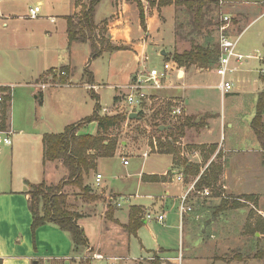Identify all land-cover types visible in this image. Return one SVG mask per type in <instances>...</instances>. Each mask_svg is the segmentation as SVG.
<instances>
[{
	"label": "crops",
	"instance_id": "1",
	"mask_svg": "<svg viewBox=\"0 0 264 264\" xmlns=\"http://www.w3.org/2000/svg\"><path fill=\"white\" fill-rule=\"evenodd\" d=\"M104 1L106 0H102V2ZM109 1L110 9L108 14L99 21H97V14L102 2L97 6L95 23L97 26H102V24L105 23L107 40L113 46L125 48L124 50L111 53L107 52L99 59L92 60L90 43L74 42L69 47L67 18L79 14L82 8L86 6V0H57L55 3L58 4L59 8L66 9V13L65 11L61 12V15H59L61 18L51 13L45 15L51 25L46 37L49 41L54 42L55 46L48 48L42 47L43 51H41V47L36 45L35 41H31V46L29 47L30 55L37 58V60L43 58V56L53 58L56 65L47 66L44 70L35 67L29 71L31 76H35V78H31L34 83L30 84V86L35 89L32 92L37 104L34 119H29L30 124L28 128L30 130L32 129V131L24 129L14 130L9 115L13 144L11 147L0 150V174L4 173L5 175V172L10 169L13 172V176L16 175V178L11 181H0V259L3 260V264H80L78 261L79 254L77 255V253L74 252L70 236L58 227L54 225H44L39 227L35 232V236H33V217L29 207V193L33 186H38L43 183L49 186H57L63 181L62 178L68 175V173L64 172L66 168L64 166L63 168L61 167L62 163L46 162L44 160V136L48 134H62L68 126L92 116L96 101L92 100L89 104L83 100V103H78L80 115H78L77 119L74 121H66L68 123L65 124L61 122L56 124L53 118L51 119L47 116L49 101L56 102L57 108L62 110L63 107L70 105L68 90H80V92L85 90L86 93H90V90L86 87L89 84L85 81L81 82L85 71L89 69L94 77V82L92 84L98 87L95 93L100 98V105L102 104V93H100V91L105 88L114 89V102L111 108H113L115 104L124 105L121 95L125 93L132 78L138 73L144 72L148 65H151V54L161 56L163 64L164 62H168L165 60L168 55H172L175 52L183 53L191 49L178 51L179 41L175 31L176 14L173 6L163 7L160 9V13L153 14L152 12L150 15L144 3L145 1L141 0L145 15V29L139 9L135 4L129 5L125 3V1H119L117 3L114 2V0ZM222 1L225 5L224 0ZM0 2L2 1L0 0ZM46 2L50 4L51 0H46ZM254 2L255 4L260 3L263 7L247 8L241 6V8H234L226 5L229 14H231L226 15L231 18L234 16L240 20L235 26L239 27L238 34H230L232 38H237V40H239L244 33L254 30L248 38V43L245 47H239L238 50L237 45L238 54L243 55L245 59L241 62H238L237 59L232 60V71L229 72L226 77V81L232 84V90L230 92L225 93L219 89V84L222 80L217 74L218 66L216 69L214 67L208 70L192 66L189 69L182 67V71L178 74L180 80H177L175 75H173L170 78L171 81L166 83L165 88L155 94L158 99L161 98L174 101L184 107L185 114L187 118H189V126L186 128L183 135L187 143L197 146L207 144L214 145L217 146V151H215L214 154H209L208 151L198 147L195 149L196 151H193L194 153L189 157L190 159L188 162L189 164L200 167L199 175L196 174V169L187 170L183 168L174 155L161 153L153 154L156 156H167L169 161L168 167L163 173L156 171H152L150 174L140 173L138 190L142 188L151 190L152 194L146 196L151 203L148 206L140 203L131 205L127 211L128 220H122L120 215V212L123 213L122 208H117L113 200H111L117 208L114 212L115 219L118 220L122 226L120 224L110 223L109 230H107L105 220H102L106 232V234L103 233L105 242L102 244V248L98 249L85 233L89 240V248H95L99 250V252L101 251L103 254L105 253L110 256H124L125 260L128 259L129 238L134 235H129L125 227L129 224L130 212L134 207L142 210L143 222L144 226H146L148 221L145 220L144 215L146 216L148 213H152L156 216H165V222L163 224H166L167 214L165 210L171 206L178 212L180 220L179 228L182 230L181 234L183 237L186 232L189 234L193 231L196 232L197 229L201 227L202 223L200 221L206 219L212 207H216L215 209L219 213H223V208L221 207L223 197L206 198L193 192L190 199V205L193 211L185 214L183 219H181L180 206L182 197L193 185H195L197 191L208 189L207 186L202 189H197L196 185L201 176L207 172L209 166L221 160L223 161V166L217 178L218 186L225 189V194L227 196H254L257 198L256 205L261 206V201L264 199L263 150L252 130L251 124L256 115L259 96L264 93V2ZM42 4H44V1L40 0L37 2L36 6L42 7ZM232 5L239 4L233 3ZM48 10L51 12L55 9L50 7ZM167 10H170L172 13L170 21H168L165 15ZM9 12L8 6L1 7L0 5V21L2 20L3 22V28L12 27L8 34L12 37L8 42H12V40L17 37L13 35V32L17 30L18 27L11 23L14 19L12 13ZM249 16H251L252 20L249 19ZM161 17H163L164 20H161ZM169 23L172 29V39L166 41L164 32L166 25ZM220 26L221 25L218 27ZM32 33H34V31ZM27 37L28 39L37 38V36ZM215 42L219 43V41ZM252 44L255 45L250 48L249 46ZM3 45L6 46L4 41ZM250 49L252 52H250ZM106 56H108L109 59V72L106 78H104L100 76L96 68V63ZM3 58L0 50V65L3 64ZM62 68H67L69 70L68 75L70 81L74 84H80V86L54 85L46 90H40L36 86L37 83L45 81L43 78L50 70H59ZM15 70L17 72L22 71L20 69ZM253 71L258 72L259 75L253 76ZM9 72L12 74L10 76V79H12L11 77L15 73L14 68ZM0 85L10 88L13 84L1 78ZM212 88L220 95L222 104H227L228 100L230 101L232 108L230 109L231 113L229 115L227 112L225 114L219 113L214 107L209 93V90ZM243 97H251V102L248 103L250 111L245 117L241 115V110L234 106L236 105V100L242 99ZM11 105L10 103V109ZM245 105H247L246 102H240L242 109H244ZM101 107L102 109H108L102 105ZM130 114L132 113H128V119ZM141 114H138L139 119V115ZM91 125L97 128L98 133L97 123H92ZM59 126H63L62 131H57ZM223 127H229V129L234 132V137H232L233 141H230L229 145H226V140L223 145L217 141H207L210 137L213 138L214 134L218 132V129L222 132ZM97 133L95 135H97ZM79 135L88 134H83L80 131ZM121 144L123 148H126V142L121 141ZM221 151H223V159H221L220 156V153H222ZM119 153H121V157H123L122 154L124 153H122L120 147H118L115 156ZM141 154L137 157L143 158ZM208 154L211 156L210 158L207 157ZM231 154L236 155H233L236 157L234 162L235 169L231 166V159L233 157L230 156ZM148 158L143 159L146 161ZM206 158L208 159L207 163H205ZM103 160L106 159L102 158L97 161V170L92 173L98 172L102 175L99 171V165ZM179 176L183 177V181H178ZM86 185L92 189L89 183H86ZM104 191L107 195H112L111 199L121 196L120 192L108 191L106 188H104ZM129 197H131V199L133 198L132 195ZM134 197L142 199L140 195H134ZM208 200L214 202L207 203ZM99 204L94 208L95 212L92 216L88 215V217H85L79 213L81 218L78 223L83 230L84 227L82 222L85 220L92 221L97 217H105L106 211H104L103 206ZM69 206H71L70 202ZM71 210L74 211L73 209ZM74 212L78 213V211ZM195 227L196 230L194 229ZM138 234L139 231L136 236H138ZM257 236H259V234H257ZM222 243L223 239L219 238L218 241L214 242V245L221 247ZM252 245L255 244L252 243ZM153 253H161L163 256H168L170 258L169 260L178 264L179 257L174 255V252L166 250L163 247L151 251L150 254ZM140 261L143 260H139L138 262L134 261L130 264H138ZM93 262L89 264H93Z\"/></svg>",
	"mask_w": 264,
	"mask_h": 264
},
{
	"label": "rangeland",
	"instance_id": "2",
	"mask_svg": "<svg viewBox=\"0 0 264 264\" xmlns=\"http://www.w3.org/2000/svg\"><path fill=\"white\" fill-rule=\"evenodd\" d=\"M1 1V7L8 6L10 10L9 13H12L14 19L13 22H10L15 24L18 29L14 30L13 32V35H16L17 37H15L12 42H8L12 39V37L8 35L12 27L10 26L9 28H3V22L2 20L0 21V50L1 55L4 57L2 61L3 64L0 65V79H5L6 82L9 81V83L13 84L11 86L12 105L10 109V119L13 129L16 131L17 129L32 131V129L30 130L28 128L30 124L29 119H34L37 104L32 92L35 89L31 88L30 86V84L34 83L31 78H35V76H31L29 74V71L34 69L35 67L44 70L45 67L56 64L53 58H48L45 56L37 60V58H34L32 55H30L29 47L31 46V41H35L36 45H39L41 47V51H43L42 47L48 48L51 46H55L54 42L49 41L46 37L51 25L49 20L46 19L45 15L47 13H51L52 15L59 16L61 15V12L65 11L66 13L67 10L59 8L58 4L55 3L57 0H51L50 4L47 3L46 0H43L44 4H42L41 7L42 11L40 13V18H37L38 20H31L26 17L29 13V9L34 8L37 2L40 0ZM119 1H125V3L129 5L135 4L139 9V13L141 16V10L139 7L141 0H114V2L116 3ZM143 1H145L144 3L147 6V11L150 15L152 12L153 14H158L161 12V8H158L156 5H152V3L158 4L159 0ZM254 1L264 2V0H224L225 5L223 7L220 5L222 7L221 9L217 8L213 4L205 17V29L201 34L197 33V31L193 28L194 25L192 24V15H190L184 8L178 9L177 7L173 6L176 14L175 31L179 41L178 51L190 49L193 43H203L204 39L207 36L214 41H219L218 24L222 21L221 14L225 16L231 15L229 14L228 7L226 5L232 6L234 8H241V6L247 8L263 7V5H261L260 3L255 4ZM109 2V0H106L102 2L100 6L98 5L99 9L97 14V21L108 14V11L110 9ZM89 3L90 0H86V6ZM233 3L239 5H232ZM50 7L54 8L55 10L50 12L48 10ZM165 15L168 21H170V17L172 16L171 11L167 10ZM59 18L61 17L59 16ZM162 19L164 20L163 17H161V20ZM249 19H251V16H249ZM239 21V19L232 16L230 21V28L226 32V34L237 35L239 27L235 26L239 23ZM33 31L35 34L32 33ZM253 32L254 30H250L240 37L238 50L239 47L242 48L246 46V44L248 43V38ZM164 34L166 37V41H170L172 39V29L170 23L166 25ZM27 36H37V38H33V40L28 39ZM106 36L107 33H104L105 40H107ZM3 41L5 42L6 46L3 45ZM254 45L255 44H252L249 47L251 48V46ZM250 52H252L251 49ZM150 56L151 65H148L147 69H150L153 66L161 68V56L157 54H151ZM13 68L15 73L11 77L12 79H10V76L12 74L9 71ZM96 68L98 69L100 76L106 78L109 72L108 56H106L105 58H101L100 61L96 63ZM216 68L217 66L215 67V69ZM15 69H20L22 71L17 72ZM47 74L48 73L45 74L43 80H46ZM252 74L253 76L259 75L258 72L255 71H253ZM170 81L171 79L168 80V82ZM55 83L58 86L62 85L58 81ZM71 85H74L73 87L80 86V84H74L72 82L71 84L68 83L64 86ZM68 92L70 105L63 107L62 110H59L57 108L56 102L49 101L47 107V116L51 119L53 118L54 123L56 124H59L60 122L65 124L68 123L66 121H74L75 119H77L78 115H80V108L78 107V103H83V100H85V102L90 104L93 100L91 99L92 97L90 93H86L85 90H82L80 92V90L78 91L71 89L68 90ZM100 93H102L101 105L108 108L107 112H104L103 109L101 110L100 114L102 116L126 115L128 117L129 109H127L124 105L115 104L114 107L111 108L114 102V89H101ZM209 93L210 98L212 99L211 101L213 102V105L217 109V111L221 114H225L227 112L229 115L231 113L230 109L232 108L230 101L228 100L227 104H222V102L220 101V95H218V93H216V90L213 88L209 90ZM243 98L236 100V105L234 106H236L237 109L241 110V115L245 117V115H247V113L250 111L248 103L251 102V97ZM241 101H244L247 104L245 105L244 109H242V106H240ZM175 106L182 105L174 101L159 98L158 101H155L148 107L147 113L141 114L143 120H141L140 118L138 121L133 122L127 119V122L124 123L120 129H114L111 132L113 136H118L120 141L119 147L124 154H122L123 157H121V153H119L112 159L101 161L99 165V171L103 175L101 187H97L95 185V177L97 174H99L98 172L91 173V175L86 178L85 182L89 183L92 187V194L100 198L98 201L94 203H86L85 201H83L82 191L77 187L66 186L63 189V193L68 197V203H71L70 209L78 211V214L81 213L85 217H88V215L92 216V214L95 212L94 208L98 206L97 204L99 203V205L103 206L104 211H106L105 217L101 216L102 219L100 217H97L92 221L85 220L84 222H82L85 233L98 249L102 248V244L105 242L103 239V233L106 234V232L103 227L102 220H105L107 230H109V227L111 225L110 223L120 224V222L116 220L114 216V212L117 208L111 201L112 195H107L104 191V188H106L108 191H113L116 193L120 192L121 196H119L118 199L123 197L127 198L130 195L133 196V198L129 202L122 203L121 208L123 210V213L120 212L122 220H128L127 211L129 210L131 205L140 203L148 206L151 203V201L148 200L146 196L151 195L152 191L147 188L138 190L140 173L143 172L146 174H150L152 171L163 173L165 171V169L168 167V157L156 156L153 154L160 153V143L166 144L171 138V136L168 134H160L158 132L157 126L169 127V129L165 131L173 130V139L176 140V142L174 143V147L177 150V154L175 156L177 157V161L180 165L190 159L189 157L192 155V153H194L193 151H196L195 149L197 147L203 148L202 150L208 151L209 154L212 153L211 148L217 147L210 144L197 146L195 144L187 143V141H185L183 138L187 127L184 128L182 135H179V133L177 132V128L183 125L186 120H189V118H187L185 114V109L184 115L182 117H174L171 111ZM62 127L63 126H59L57 128V131H62ZM8 131H10V129H8ZM80 131L83 134L95 135L97 133V128L95 126H92L91 124H87L83 126ZM232 137H234V132L229 129V127H223L222 132L220 131V129H218V132L214 134L213 138L210 137L207 141H217L221 143V145H223L225 144L226 140V145H229L230 141H233ZM121 141L127 143L126 148H123ZM5 148L6 147H2L0 150H4ZM221 152L222 153H220V156L221 159H223V151ZM145 153H147L149 156L146 161H144L143 159V155ZM139 154H141L143 158L137 157ZM209 154L207 155L208 158L211 157ZM233 155L235 154H231L230 156ZM235 156H233L231 159V166L233 169H235ZM125 157L128 159H126ZM122 160H129V164L124 165ZM207 162L208 159L206 158L205 163ZM214 164L223 166V161L221 160L219 162H215ZM61 167L63 168L62 164ZM64 172L68 173V170L66 169V171ZM15 178L16 175L13 176V172L10 169L5 172V175L4 173L0 174V181H11ZM66 179H68V175L62 178V180ZM208 189H210V191L212 192L211 197H223V200H226L228 202V206L226 210H223L222 214L215 209L216 207H212L210 209L211 211L207 214L206 219L200 221L202 223L201 227L200 229L198 228L196 232L193 231L191 234L186 232L183 237V235L181 234L182 230L179 228L180 220L178 212L174 208L169 206V208L165 210L167 214L166 224H160L157 221H148V224L146 226H143L139 230L138 236H131L129 238V251L127 256L128 259L125 260L124 256H110L105 253L103 254L101 251L99 252V250L95 248L88 247L86 249H79V251L77 252V255L79 254L78 261L80 262V264H89L93 261V264H109V262H107L109 259L119 258L124 260H121L116 264H130L134 261L138 262L139 260L143 261H140L138 264H175L172 262V260H169L170 258L168 256H163L161 253L150 254L151 251L163 247L166 250L174 252L173 254L177 257H180L178 264H264V260L256 259L254 257L256 256L258 250L264 248V233L261 235V232L259 233L256 231L257 223L261 222L262 224H264V199L263 201H261V206H257L256 197L247 198L246 196H227L225 194V189L218 186L217 183H214L212 187H208ZM32 191L33 190L31 189V192ZM134 195H140L142 196V199H137L134 197ZM210 202L214 201H207V203ZM233 203L236 204V208H233ZM109 208H111V211L113 212H111L113 214L112 220H109L107 217ZM194 229L196 230V227ZM254 231H256V237L260 239L259 241H255V238L252 235ZM257 234H259V236H257ZM219 238L223 239L221 247L214 245V242L218 241ZM254 242H257V245L259 246L252 245V243ZM96 255L104 256L107 261H97L95 258ZM153 258H155V260Z\"/></svg>",
	"mask_w": 264,
	"mask_h": 264
},
{
	"label": "trees",
	"instance_id": "3",
	"mask_svg": "<svg viewBox=\"0 0 264 264\" xmlns=\"http://www.w3.org/2000/svg\"><path fill=\"white\" fill-rule=\"evenodd\" d=\"M102 0H91L87 6L82 8L80 14L67 18L68 23V39L69 47L74 42L90 43L92 49L91 59H99L104 53H111L124 50L123 47L113 46L108 40H105L104 33H107L105 23L102 26H97L95 23V14L97 6ZM220 8V0H159L158 4L152 3L153 6L163 8L167 6H175L178 9L184 8L193 18L194 29L197 33L201 34L204 29V20L211 9L212 5ZM142 16L143 27L144 15L143 7L139 4ZM222 16V14H221ZM221 23L218 24L221 25ZM146 29V27H145ZM221 56V49L218 42L206 37L204 42L193 43L192 47L188 51L183 53L175 52L172 55H168L165 60L173 61L179 67L191 68L197 66L201 69L208 70L218 66ZM61 71L69 70L67 68L60 69ZM55 70L52 69L48 72L47 76H53L54 82H60L62 85L71 84L69 76L57 77ZM86 82L91 85L94 82L93 74L87 69L84 73V77L81 82ZM5 91V90H3ZM90 95L94 101H96L94 113L92 116L87 117L80 122L68 126L62 134H48L44 136V160L46 162H61L62 165L68 170V179L63 180L57 186H47L41 184L33 186L30 195V211L33 217L32 233L35 236V232L39 227L44 225H54L63 232L67 233L72 241L74 252L77 253L81 248L89 247V240L85 234L83 228L79 225V219L81 215L72 211L68 203V197L63 193V189L66 186H73L79 188L83 193V201L86 203H94L100 198L92 194V190L86 185V178L90 176L92 172L97 170V161L99 159L113 158L117 152L120 141L118 136H113L111 132L114 129H120L124 123L127 122L128 117L126 115L115 116H102L100 114L102 107L99 103L100 98L94 90H90ZM12 96H5L4 101L0 103V131H8L10 129L9 115H10V103ZM141 120L142 116L139 115ZM135 122V120L133 121ZM97 123L98 133L97 135H79L80 130L87 124ZM188 120L183 125L177 128L179 135L183 134L185 127H188ZM158 127L160 134H168L171 138L166 144L160 143V153L168 155H176L173 139V130L161 131ZM252 130L261 145L263 150V165H264V93L259 96L256 115L251 124ZM172 139V140H171ZM214 154L216 148H211ZM176 157V156H175ZM185 169H196L197 175L200 173V167L193 164H189L185 161L182 164ZM222 171V166H218L212 163L207 172L201 176L197 183V189H202L205 186L212 187L217 183L218 175ZM251 198L254 196H246ZM236 204L233 203V208ZM228 202L222 201L221 207L226 210ZM232 207V206H231ZM111 208L107 212V217L112 220ZM144 226L142 210L140 208H132L129 217V224L125 227L129 235H137V232ZM257 232L264 233V224L257 223ZM256 231L252 233L255 241L260 239L256 237ZM257 245V242H254ZM259 246V245H257ZM256 259L264 260V248L257 251ZM0 264H3V260L0 259Z\"/></svg>",
	"mask_w": 264,
	"mask_h": 264
},
{
	"label": "built area",
	"instance_id": "4",
	"mask_svg": "<svg viewBox=\"0 0 264 264\" xmlns=\"http://www.w3.org/2000/svg\"><path fill=\"white\" fill-rule=\"evenodd\" d=\"M220 5L223 6L224 3L220 0ZM220 6V7H221ZM222 8V7H221ZM41 13V6H36L29 10L28 15L26 16L28 19L36 20L39 18ZM231 18L225 15H222V24L219 27V45L221 49V56L218 63L217 74L221 77V83L219 84V89L222 92L228 93L232 90V84L226 81V77L231 72V64L233 59H237L238 62L244 61L245 57L243 55L238 54L237 45L239 40L232 38L230 35L226 34V32L230 28ZM182 71L176 63L173 61L164 62L161 68L153 67L150 69H146L144 72L138 73L135 77L132 78L130 84L127 86V89L124 94L121 95L124 106L129 109V113H147V109L150 105H152L155 101H158V97L155 95L156 92L161 91L165 88L168 80L175 75L177 80H180L178 74ZM57 77H67L68 73L66 71L55 70ZM46 82L37 83V87L40 90H46L49 87H53L57 85L53 81V76H47ZM35 86V87H36ZM89 90L98 89L97 86L91 84L86 86ZM11 88L3 87L0 85V103L4 101L5 96H11ZM5 90V91H3ZM108 109L104 108L103 111L107 112ZM172 115L174 117H182L184 115V108L182 106H175L172 111ZM13 144L12 133L11 131L0 132V149L2 147H11ZM144 158H148V154L145 153ZM124 165H128L129 161L124 160ZM103 180L102 175H97L95 179V185L97 187H101ZM178 181H183V177L179 176ZM195 192L203 197L209 198L212 196V192L208 189H204L202 191H197L195 185H193L188 192L182 197L180 213L181 219L185 216V214L193 211V208L190 205V199L192 193ZM113 202L117 206V208L122 207V203L129 202L131 197H123V198H112ZM115 200V201H114ZM146 221H157L160 224L165 222V216L159 215L156 216L152 213H148L145 216ZM181 256V253H180ZM96 260L107 261L104 256L96 255ZM180 258V257H179ZM155 260V258H153ZM123 259L119 258H111L107 262L109 264H116L117 262Z\"/></svg>",
	"mask_w": 264,
	"mask_h": 264
},
{
	"label": "water",
	"instance_id": "5",
	"mask_svg": "<svg viewBox=\"0 0 264 264\" xmlns=\"http://www.w3.org/2000/svg\"><path fill=\"white\" fill-rule=\"evenodd\" d=\"M164 55H165V53H164ZM138 119H139V117H138V114H136V113H132L129 115V120H131V121L138 120ZM167 129H169V127H165V126L160 127L161 131L167 130Z\"/></svg>",
	"mask_w": 264,
	"mask_h": 264
}]
</instances>
